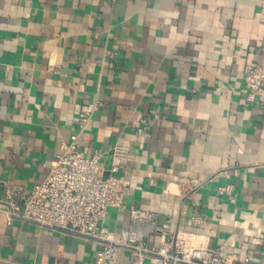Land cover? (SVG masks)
Listing matches in <instances>:
<instances>
[{"label": "crops", "instance_id": "0c3cea01", "mask_svg": "<svg viewBox=\"0 0 264 264\" xmlns=\"http://www.w3.org/2000/svg\"><path fill=\"white\" fill-rule=\"evenodd\" d=\"M255 65L264 74V0H0V194H29L73 144L116 168L127 209L258 260L264 88L246 102L243 83ZM101 225L118 235L129 214L108 208ZM99 248L0 213V264H94Z\"/></svg>", "mask_w": 264, "mask_h": 264}, {"label": "built area", "instance_id": "2783aa9c", "mask_svg": "<svg viewBox=\"0 0 264 264\" xmlns=\"http://www.w3.org/2000/svg\"><path fill=\"white\" fill-rule=\"evenodd\" d=\"M243 83L247 92L245 100L252 102L264 88L260 65L245 71ZM113 159L126 161L125 149L115 147ZM115 171L114 167L110 172ZM112 173H105L99 153L86 158L73 144L64 146L47 175L29 194L10 188L2 191L0 213L7 225L13 221L29 223L97 244L100 248L95 253L94 264H109L120 254L128 255V264H264V252L255 261L221 255L207 247L203 237L196 233L172 234L159 223L156 213L127 209L124 197L130 189ZM217 191L233 201L229 187ZM108 208L123 209L129 214L127 229L118 235L101 225ZM155 238L158 245L150 243Z\"/></svg>", "mask_w": 264, "mask_h": 264}]
</instances>
